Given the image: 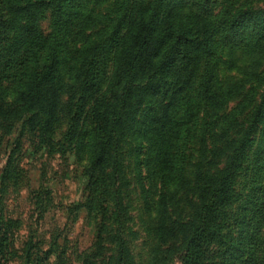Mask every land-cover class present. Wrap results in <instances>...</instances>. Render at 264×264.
<instances>
[{"label": "trees", "instance_id": "trees-1", "mask_svg": "<svg viewBox=\"0 0 264 264\" xmlns=\"http://www.w3.org/2000/svg\"><path fill=\"white\" fill-rule=\"evenodd\" d=\"M209 1L192 0L184 14L177 0H115L110 15L89 13L74 22V14L66 12L71 0H0V111L6 120L11 117L6 110L11 92L15 93L21 132L28 128L45 141L52 134L49 121L51 117L56 121L59 104L56 85L61 55L57 37L61 33L83 35L101 24L99 31L113 32L111 47L104 54V66L109 61L107 68H98L102 47L109 41L98 42L103 34L99 38L100 33H96L94 38L91 32L81 49L66 52L73 61L83 62L78 71L79 97L69 121V143L75 137L84 138L91 202L96 198L120 200L122 142L133 130L146 95L151 93L161 100L184 96L182 111L167 112L163 117L159 109L153 111V132L146 131L161 169L160 198L166 200L176 178H182L180 188L184 187L185 173L181 176V171H175L176 149L179 137L187 138L190 132L188 124L207 118L212 132L223 130L210 142L211 155L205 159L200 156L194 164L191 189L198 206L185 226L191 234L182 251V264H264V168L259 167L262 173L258 178L253 174L249 178L252 188L246 184L243 189H249V194L239 190L244 168L248 171L253 164L250 160L244 166V161L257 121L264 114V80L261 102L249 123L226 110L238 88L248 84L250 88L241 90L237 109L242 112L253 105L251 86L264 74V34L256 43L261 63L258 77L218 88L223 60L215 56V35L207 16ZM47 12H51L53 26L45 35L39 23ZM183 18L192 20L182 25ZM237 109L234 114H239ZM87 121L90 129L86 132ZM81 131H85L83 136L78 133ZM257 151L259 148L254 154ZM185 162L184 155L181 163Z\"/></svg>", "mask_w": 264, "mask_h": 264}, {"label": "rangeland", "instance_id": "rangeland-1", "mask_svg": "<svg viewBox=\"0 0 264 264\" xmlns=\"http://www.w3.org/2000/svg\"><path fill=\"white\" fill-rule=\"evenodd\" d=\"M71 1L66 4V12L74 14V22H80L89 13L110 15L115 7V0ZM191 1L177 0L180 11L186 14ZM209 2L207 16L209 28L215 35V56L223 60L217 87L224 89L230 84H239V80L258 77L261 63L256 55V43L264 34V0ZM191 20L183 18L180 24ZM39 26L45 35L50 34L51 12L46 13ZM100 26L88 28L83 35L61 33L57 37L61 55L56 85L59 104L56 121L50 118L52 134L44 138L46 142L28 128L21 132L15 93L11 92L9 110H6L11 117L6 120L0 111V264H182V251L191 234L190 228L185 226L198 206V198L191 189L194 164L200 156L205 159L211 155L210 142L221 135L223 129L212 132L207 118L188 124L190 132L186 133L187 138L186 135L179 137L176 149L175 171H181V176L185 173L184 187L180 188L182 178H176L164 200L159 196L161 169L156 165V148L146 131L153 132V111L159 109L162 117L167 112L172 115L177 110L182 111L184 96L176 99L171 95L161 100L148 93L133 130L122 142L120 200L96 198L91 202L89 178L85 174L89 161L82 149L84 138L75 137L69 143L72 138L69 121L79 97L78 71L83 62L73 61L66 52L81 49L91 32L94 38L96 33H100L99 38L103 34L98 42L106 38L109 41L103 45L104 53L97 63L99 69L107 68L109 61L104 66V54L111 47L113 32L108 30L104 34L99 31ZM263 80L264 74H261L260 80L251 86L254 103L242 112L237 109L241 90L246 91L250 86L238 88L236 95L228 100V114L249 123L261 102ZM235 109L239 114H234ZM166 120L163 118L164 122ZM257 122L248 147L249 155L244 161V166H248L250 160L253 164L248 171L244 168L240 177L239 190L244 194H249L252 188L249 180L252 174L258 178L262 173L259 167L264 168V114ZM170 125L174 127L176 123L170 122ZM87 129H90L89 121L84 127L86 132ZM85 131L78 133L83 136ZM258 148L260 152L254 154ZM184 155L186 162L182 164ZM246 184L249 189L243 191Z\"/></svg>", "mask_w": 264, "mask_h": 264}]
</instances>
